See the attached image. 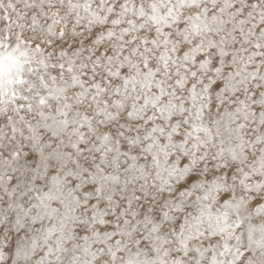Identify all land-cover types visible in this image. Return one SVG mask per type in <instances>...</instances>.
<instances>
[{"label":"snow or ice","instance_id":"obj_1","mask_svg":"<svg viewBox=\"0 0 264 264\" xmlns=\"http://www.w3.org/2000/svg\"><path fill=\"white\" fill-rule=\"evenodd\" d=\"M0 264H264V0H0Z\"/></svg>","mask_w":264,"mask_h":264}]
</instances>
